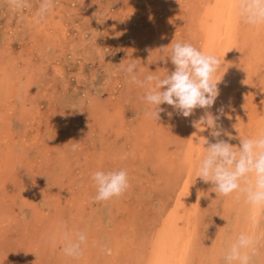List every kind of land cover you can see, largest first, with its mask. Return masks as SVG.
Listing matches in <instances>:
<instances>
[{
	"label": "rangeland",
	"instance_id": "obj_1",
	"mask_svg": "<svg viewBox=\"0 0 264 264\" xmlns=\"http://www.w3.org/2000/svg\"><path fill=\"white\" fill-rule=\"evenodd\" d=\"M209 1L212 0H56L54 9L38 23L41 0H28V7L22 10H13L7 0H0V63L10 67L12 63L17 64L18 56V65L28 63L33 70L30 74L32 93L25 96V87L15 80L13 97L0 102V131H3L0 136V264L31 263L32 247L28 252L32 257L28 255L25 259L13 250L12 242H20L19 237L23 235L26 242L36 245L40 252L43 249L46 253V248L55 247L56 241L49 237L47 230L51 228L55 232L60 228L57 223L65 225L64 222H70V214L76 210L77 219L68 229L61 228L63 236L71 232L75 235L80 227H86L90 214L94 217L92 231L99 236L95 241L88 239L91 245L100 248L104 245L102 234L113 231L115 222L108 218L109 212L94 215L93 210L104 207L106 211L113 203L93 201L96 193L88 194L89 173L81 171L84 164L77 166L73 160L61 161L53 151L46 150L48 146L61 150L68 144L74 148L80 139L81 144L86 145L91 140L94 142V137L104 139L108 136L128 150L122 156L123 160L96 163L102 165L103 170L125 169L130 175L136 174V180L141 174L148 180H144V186H141L137 181L134 184L135 179H130L131 187L118 199L117 204L121 205L118 221L122 219L127 231L132 229V224H141L140 228L155 226L161 216L157 213L161 205L174 206L187 174L183 170L166 171L164 163L157 159V149L164 146L175 159L184 154L185 142L192 132L191 121L189 117L178 115L167 104L160 106L165 111L160 113L158 121L146 117L143 99L146 89L133 84L124 68L135 59L141 79L148 73L163 78L174 71L170 59L160 60L167 55L161 49L168 46L170 49L171 43L177 41L200 48L204 36L202 24L206 17H210L207 16ZM210 21L212 23L213 19ZM46 26L49 27L47 32L44 30ZM38 29H42L45 36L38 35ZM36 35L39 39L35 40ZM238 86L242 93L238 99L230 101L232 107L226 110L233 116L228 117V128L235 129L237 135L240 133L238 115L242 112L251 120L254 110L260 108L256 103L261 96L257 86H252L253 99L250 97L253 93L244 95V81L240 80ZM42 90L46 104L53 108L54 120L58 118V125L54 120L45 122L42 133L33 141L29 136L36 133L39 126L35 119L23 117V113L27 112L28 116L33 113L30 111L32 101L40 99L39 91ZM75 132L81 133L77 139L71 138ZM210 133L208 141L216 142ZM140 135L148 138L145 145L137 142ZM25 141L29 144L22 146L20 142ZM42 149L46 150V157L37 160ZM121 150L118 149L116 154L120 156ZM144 157L147 164L142 161ZM32 163L33 173L45 174L41 181L31 176ZM32 189L35 195L28 194L27 190ZM44 200L50 201L45 207ZM207 200L209 204L202 208L201 216L206 226L204 234L220 237L218 231L225 197L217 199L209 195ZM48 205L52 206V211L46 208ZM105 221L108 222L105 224ZM98 222L102 227L97 225ZM84 246L85 243L81 246L83 253ZM56 247L54 253L59 255L64 250L62 237ZM34 258L37 259L36 254ZM130 259L124 256L120 264H130Z\"/></svg>",
	"mask_w": 264,
	"mask_h": 264
},
{
	"label": "bare ground",
	"instance_id": "obj_2",
	"mask_svg": "<svg viewBox=\"0 0 264 264\" xmlns=\"http://www.w3.org/2000/svg\"><path fill=\"white\" fill-rule=\"evenodd\" d=\"M209 2L210 7L207 16L210 17H206L204 23L202 24L204 36L201 44H199V49L205 53L214 54L220 60L222 66L214 75V81H219V95L215 104L210 109H207V111L211 112L214 117L219 115L220 118L217 123H219L224 131L230 133L233 137L230 140V143L233 146H239V133L237 135L235 129L232 131L228 128V124L230 123L228 117L233 116H231V112L228 113L226 110L229 109V107H232V105H230V101H235L242 93V91L239 90L240 87L238 86L240 80L241 82L244 81L245 84V88H243V90L246 89L244 91V95L246 93L251 94L254 92V88L252 86H257L258 92L261 95L257 103L256 100L254 101L260 108H256L257 110H254L256 112H253L254 116H252L251 120L245 116L247 114H244L239 110L240 114L238 115V124H240V135L248 138L250 136L257 137L261 133H264V25L254 27L242 23L241 18L238 15V0H212ZM209 19H213L212 23ZM47 28L49 27H44V30L46 31ZM37 33L38 35L45 34L42 29H38ZM38 35L34 37L35 40L36 38L39 39ZM18 59L19 57L17 56V64L12 63L10 67L9 65H6V63H0V102L3 99L7 101L13 97L12 89L15 85V80L20 82L25 87V96L29 95V93H32L33 91V84L31 83L32 77L30 76L33 70L28 65L27 59L25 62L27 64L21 65H18ZM235 67L240 70H235ZM254 93L250 96L252 99L254 97ZM22 95L24 96V94ZM39 98L40 99L38 100L32 101L33 109H30V111L33 113H30L29 116L27 115V112L23 113V117L29 120L35 119V123L37 122V125L39 126L37 127L39 130L29 136L33 141L42 133L43 124L45 122L49 123V121L53 122L55 119V115L52 110L53 108H50V106L46 104L45 92L43 90L39 91ZM218 109H223L224 114L222 112L218 113ZM205 111V109L197 108L194 110L193 115L189 117L192 132L188 140L185 142L184 154H181V156L175 159L171 157L172 153H170L164 146H158L159 148L157 149V152L159 150V155L157 159L164 163V168H167L166 171L183 170V172H186L187 174V180L183 184L181 188L182 191L179 198L174 203V206L171 207L170 205H167L164 207L161 205V209L159 208L160 212H157L161 216L155 222V226L153 225L151 228L150 226L140 228L138 226H141V224H138V226L137 224L136 226L132 224L130 225L132 229L127 231V229L123 226L124 222L122 223V219L118 221L119 218L117 217L120 216L117 214L118 209L121 207V205L117 204L118 199L120 198L119 197L110 200L113 204L111 208H108L106 211L104 207L93 209L94 215L109 212L108 218H111L112 222H115L113 225V231H107L102 234L101 237L103 238L104 245H101L100 248H96L95 245H91L89 243V240L95 241V239L99 237L96 233H94V231H92V222L94 221V217L90 214L88 217L91 216V219L87 220V223L89 224H87L84 228L80 227L77 231L78 233L83 232L87 236L84 253L82 252V255L79 258L68 256L64 250H61L59 255L54 253L60 237H62L63 245L65 246V235L63 236L61 228L65 230L72 225L71 223L74 222L78 216L76 215L78 214V211L76 210L74 214H70L72 217L69 219L70 222H64L65 225L57 223L56 225L60 228L56 229L58 227H55V232H53L51 228L47 230L49 237L56 241L54 242L56 246H51L49 248L45 247L46 253L43 249H41L40 252L36 245L31 246L29 241L26 242L25 235L19 237L20 242L18 240L16 242H12L13 247L15 248L13 250L18 252L22 256V259H25L28 255L30 256V254L33 255V257L30 256L33 258L30 264H120L122 263L121 259L124 256H129L131 258L130 264H224L222 254L226 249L227 244L234 240L240 232L251 230L248 218L252 215H256L259 218V224L257 225L255 231L257 234L261 235V243H263L264 213L255 212L250 209V207L244 203L243 196L241 195L240 199H236L237 194L235 193L229 197H225L224 203L226 204L223 203L221 211V224L218 231V233H221V236L219 237L216 235V238H214L213 236H209L210 234H204L206 226L203 224L201 218L203 215L202 208L204 209V206L209 204L207 200V198L209 199V195L213 198L217 197V194L214 192L213 185L210 182L208 184L203 182L196 176L198 160L203 156L205 151L204 140L209 139V131L212 130H207V127L203 125L200 126V129H197L194 126L193 121H199ZM54 122L58 125V118L54 120ZM35 123H32V126L33 124L35 125ZM2 129L6 130L4 126H2ZM2 132L3 131H0V136L2 135ZM72 134L71 138L77 139V137H80L78 135L81 133L75 132V134ZM92 136L94 137L93 134ZM83 137H85V135ZM104 137V139H96V137H94V142L91 140L86 145L81 144L82 140L80 139L78 141V146L75 148L67 144L65 148L60 150L53 149L51 145V147H46V150L53 151L54 155L58 156L61 161L68 159L69 161L73 160L72 162L76 163L77 166L84 164V169L82 168L81 171L84 172V174L89 173V185L87 186L89 189L88 194H95L96 187L91 179L92 173L97 170L108 171L105 169L103 170L102 165L98 166L96 163L110 159L114 161L118 158L123 160L124 157L122 158V156L128 151H125V148L120 147L119 143L115 144L108 136ZM220 138L228 140V136L225 135H222ZM137 142L141 145H145V143L148 142V138L144 135H140ZM20 144L22 146L28 145L29 141L20 142ZM81 146L83 149H78V147ZM19 149L20 148H18V151ZM118 149H122L120 156L119 154H116ZM46 150L42 149L39 151L42 155L38 153L37 160L39 158L45 159ZM113 150L115 151V154L113 153ZM145 158L146 157H144L142 161L147 164V159ZM33 165L34 164L32 163V167ZM33 169L34 167L31 169V176H36L38 181L44 179L43 176H45V174H42V172L39 171L33 173ZM59 169V171L62 170L60 165ZM10 171H12V169ZM70 175L72 174L70 173L69 176ZM128 177L129 182L130 179L132 181L135 179L134 184H136L137 181L141 186H144L145 179H143L144 176L142 174L141 178L137 180L136 174H128ZM134 184L132 189L134 188ZM131 185L132 182H130V187ZM27 191L28 194L35 195L34 189ZM206 191L208 194L207 198L205 196ZM46 203H50V201L44 200L43 207H45ZM49 207L50 206L48 205L46 208L52 211V206L50 208ZM101 209H103V212H100ZM37 211L38 210H36L35 213H37ZM154 217L157 218L156 216ZM11 219L14 221L17 220L16 218ZM108 221H105L104 223L106 224ZM77 223H79V221H77ZM100 224L101 222L97 223L99 226ZM199 226L200 228L202 227V229H199ZM198 229L200 231H198ZM73 233L71 232L66 234L75 240L76 234L73 235ZM31 247L32 250H30ZM105 248H110L111 253L108 254L105 251ZM29 250L30 254H28ZM259 250L260 255L255 258V264H264V244L259 245ZM34 254L37 255V259L34 258ZM194 258H198L197 260H199V262ZM206 258L207 260H205ZM6 259L9 261L8 258ZM12 260H14V257ZM16 263L12 262L8 264Z\"/></svg>",
	"mask_w": 264,
	"mask_h": 264
},
{
	"label": "clouds",
	"instance_id": "obj_3",
	"mask_svg": "<svg viewBox=\"0 0 264 264\" xmlns=\"http://www.w3.org/2000/svg\"><path fill=\"white\" fill-rule=\"evenodd\" d=\"M55 2L41 0L37 12L38 23L54 9ZM7 3L13 10L28 7V0H7ZM237 9L242 23L254 27L264 25V0H238ZM161 51L167 55L160 60L170 59L175 66V70L163 78L148 73L141 79L135 59L124 68L133 84L146 89L143 97L146 117L158 121L160 113L165 111L160 107L163 104L172 106L178 115L185 118L192 116L197 108L205 109L199 121H193V124L197 129L201 125L210 128V135L216 138V142L204 140L205 151L198 160L197 178L213 185L217 199L234 193L237 194L236 199H240L242 195L250 209L264 213V133L248 138L239 133V146H233L230 143L233 138L231 134L217 123L219 115L214 117L207 111L219 95V81H214V75L222 66L220 60L214 54L205 53L187 42H172L170 49L168 46ZM217 111L221 113L223 109ZM222 135L228 136V140L221 139ZM91 179L96 187V195L92 198L94 202L119 198L130 187L125 169L97 170L92 173ZM248 222L251 230L240 232L227 244L222 254L224 264H255V258L260 255L259 245L262 240L261 235L255 231L259 218L252 215ZM65 240L64 252L70 257L79 258L87 236L80 232L73 240L65 234ZM105 251L111 253L110 248H105Z\"/></svg>",
	"mask_w": 264,
	"mask_h": 264
}]
</instances>
